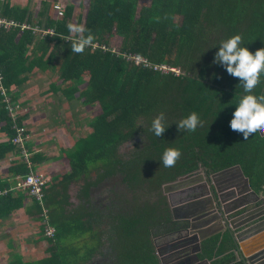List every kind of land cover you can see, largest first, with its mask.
<instances>
[{
  "label": "trees",
  "instance_id": "trees-1",
  "mask_svg": "<svg viewBox=\"0 0 264 264\" xmlns=\"http://www.w3.org/2000/svg\"><path fill=\"white\" fill-rule=\"evenodd\" d=\"M84 3L86 15L83 22L76 23L86 29L83 33L70 32L67 27L73 24L72 6H66L59 16L47 14L43 23L37 21V26L52 29V35L37 37L30 30L21 32L19 28L0 31V72L7 90L20 85L27 73L39 68L51 71L65 84L74 85L72 89H64L67 98L99 106V113L90 124V134L80 138L66 157L71 172L55 183L59 185L62 181L65 186L70 180L85 177L88 181L85 190L91 184L90 173L95 172L97 180L122 176L130 192L145 189L156 192L164 184L200 173L202 168L215 173L240 165L251 189L264 197V136H254L242 143L241 137L232 134L229 121L243 82L228 74L222 65L213 63L220 42L236 34L241 35L243 45L253 55L264 51V0H85ZM0 15L35 25L27 7H13L9 0L0 3ZM89 35L91 43L83 52L71 51L74 42ZM114 36L121 39L120 47L115 52L104 50L102 46L107 47ZM93 44L97 47L93 48ZM118 52L139 54L151 67L135 65ZM161 66L179 72H164L159 69ZM83 78L87 79L86 87L80 90L78 84ZM255 95L264 98V81ZM192 112L197 113L203 126L195 131L179 130L176 124ZM161 113L169 127L156 137L151 123ZM0 120L4 121L3 132L11 139L14 135L11 117L1 96ZM166 148L181 151L172 167H164L161 162ZM136 160L150 170L139 167L133 172ZM117 164L120 166L114 171ZM37 207L41 213L38 203ZM139 207L147 219L144 226L149 243V230L169 217L164 196L140 203L121 195L107 210L111 217L115 216V223L122 215H127L128 221H136L135 210ZM47 210L56 235L55 240L48 239L52 253L45 264H73L75 257L71 254L67 258L65 249L77 226L73 225V218L68 223L62 221L74 212L56 221L50 214L52 210ZM75 210L83 212L80 218L86 216L85 211L90 213L84 206ZM93 214L90 213V221L99 222L101 219L92 218ZM135 223L129 225L128 231L137 230ZM202 252L201 257L211 264H245L236 259L235 244L226 231L205 240ZM149 254L147 248L143 259ZM151 258L153 262L154 253Z\"/></svg>",
  "mask_w": 264,
  "mask_h": 264
},
{
  "label": "crops",
  "instance_id": "crops-1",
  "mask_svg": "<svg viewBox=\"0 0 264 264\" xmlns=\"http://www.w3.org/2000/svg\"><path fill=\"white\" fill-rule=\"evenodd\" d=\"M26 7L27 5L20 6V8ZM25 76L26 80L18 86H11L7 90L3 85L12 102L18 105L16 110L19 114L18 121L22 123L26 132L22 144H15L12 141L15 132L10 139L2 130L4 121L0 120V192H5L0 193V264H45V261L51 258L49 240L43 236L42 232V207L38 204L41 207V213H39L35 200L20 187L22 178L29 172L42 174L47 179L44 207L46 210L47 208L52 210L50 214L52 212L51 216L54 220L60 221L64 215L71 214L70 212H74L78 207L84 206L85 209L90 210L91 214L100 213L101 216H105L100 220L103 223H98L105 232L109 233L111 224L117 226L113 222L115 216L111 217L109 211L106 212L111 217L110 221L108 215L102 212L111 205L107 204L110 192H112L110 187L108 190L110 177L97 180L95 172H91L89 179L91 184L86 186L85 190L83 187L88 182L85 181V177L70 180L64 183L65 186L61 184L62 181L59 185L55 183L60 180V177L71 172L66 158L67 149L73 144L71 137L76 139L74 141L76 143L80 138L75 136L84 134L81 128H91V121L86 122V125L80 123L82 126L80 125L79 130L66 126V123L62 122L64 121L62 115H66L64 112L71 105L74 111L79 110H75L78 100L69 99L63 93L65 86H70L69 88L72 89L74 85L65 84L51 71H43L39 68L33 69ZM65 106L68 108L64 109ZM59 118V124L63 126V129L59 128V124L57 125ZM69 118L72 122L79 123L77 112L71 114ZM58 131H62L61 135L57 133ZM49 138L51 140L47 143L46 140ZM59 148L66 149L67 153L61 156ZM116 195L121 196L120 193ZM122 195L126 196L125 193ZM175 198L176 196L172 197V199ZM116 221H119L118 218ZM158 226L155 227L156 230L154 227L149 230L148 244L151 255L140 259L145 260L143 264H150L152 261L151 257L154 253L152 235L160 231ZM105 237L108 236L103 233L101 242L95 237L97 242L102 243L103 246L97 254L85 259L83 264H103L107 259ZM74 243L72 236L69 235L66 246L74 245ZM234 255L238 257L236 250ZM209 262L211 264V261Z\"/></svg>",
  "mask_w": 264,
  "mask_h": 264
},
{
  "label": "water",
  "instance_id": "water-1",
  "mask_svg": "<svg viewBox=\"0 0 264 264\" xmlns=\"http://www.w3.org/2000/svg\"><path fill=\"white\" fill-rule=\"evenodd\" d=\"M162 192L169 217L152 236L150 264H210L201 257L202 243L224 231L235 244L237 259L264 264V197L251 189L240 165L215 173L202 168L200 173L164 184ZM172 193L190 195L171 201Z\"/></svg>",
  "mask_w": 264,
  "mask_h": 264
},
{
  "label": "rangeland",
  "instance_id": "rangeland-1",
  "mask_svg": "<svg viewBox=\"0 0 264 264\" xmlns=\"http://www.w3.org/2000/svg\"><path fill=\"white\" fill-rule=\"evenodd\" d=\"M9 2L13 7H20V6L24 7L27 5V9L29 10L31 14V20L36 25H37V21H40L43 23L45 20V17L49 13L50 15L55 14V16H59V13H62L66 6H72L74 8L72 23L73 25H76L78 21L83 22L84 17L86 15V9H87L86 5L84 6L85 0H9ZM39 14H42V16H39ZM109 42L110 43L107 47L104 46L105 47L104 50L110 49V50L116 51L117 48L120 47L121 39L117 36H114ZM82 81L83 82L78 84V88L80 90H83L86 87L87 79L83 78ZM69 87L70 86H65L66 89H70ZM77 100H78L76 103L77 108L75 107V110L76 109H79V110L74 111L73 109L74 107L73 105H71L69 109H66V112H64L66 115H62L63 120H64L62 122L64 124L66 123V126H69L71 128H77L79 130V127L81 125L80 123H82L83 125H86L87 124L86 122L88 121L92 122L94 117L99 113L100 109L97 104L85 105L84 103H82L81 99L80 100L77 99ZM65 108H68V106H65L64 109ZM76 112L79 117L78 119L79 123L72 122L71 118H69L71 114L76 113ZM83 118L84 120L82 121ZM59 123H60V118L57 122V125ZM59 128L63 129V126L59 124ZM81 131L84 134H81L75 137L83 138L87 136L88 135L87 133L91 132V128L89 127V129L88 128L86 129V127H83L81 128ZM25 132H26V129H25ZM57 133L61 135L62 131H58ZM71 139L73 141V144H71L69 148L67 149L68 154L71 153L75 149L74 144L76 143H74V141L76 139H74L73 136L71 137ZM50 140L51 138L47 139L46 140L47 143ZM67 150L64 148L63 149L59 148V152L61 153V156L67 153ZM121 151H124V148H122ZM125 151H127L128 153L129 150H125ZM119 166L120 164L115 165V168H113L114 171H117ZM139 167H145L146 171L150 170V168L146 167L143 162H139L138 160H136V164L132 166L133 172H135L136 169ZM137 191L138 190L133 191L135 193L134 195L131 196V198L127 194L126 195L129 199L133 200V202H138L137 200L139 199L138 198L139 195L137 194ZM150 192L151 191H148V193ZM160 195L162 194L159 193V196ZM87 210L90 211L89 209ZM140 210L143 211L141 207L135 210V213L137 212V215L135 216L136 221L126 220L127 215L119 216L120 218L119 221L115 222L117 226H114L113 224H111L109 233L108 231L105 232V230L98 224V223H101V221L99 222L90 221L91 216H90V213H88L87 211H85L84 213L86 214V216L84 215V217L80 218V216L83 215V212L80 210H74V213L72 216L70 215L66 219L64 218V220L62 221L63 223L64 222L68 223L71 220L70 218H73V221H74L73 225L77 226L76 230L74 231V236L72 237L75 243L74 245H68V247L65 249L66 250L65 255L67 256V258L68 256H71V254L72 256L75 257L73 264L85 263V259H88L89 256L97 254L99 252L100 247L103 246L102 243L97 242V239L95 238L97 237L98 239H100V242H101L102 232H103L104 235L109 237V239L108 237H105L107 240L106 241V244H107V250H106L107 257L106 258L107 259L103 262V264H137V263L143 264L145 263V260L141 261L140 259L145 257L146 249L149 248L147 234H146V230L144 226L147 219L144 215L145 212H139ZM128 215H131V214H128ZM108 217H109V220L111 221V217L109 215ZM92 218L102 220L105 218V216H101L100 213L99 214L94 213ZM134 222H136L134 225V228H136L137 230L128 231L129 225ZM105 229L107 230V228ZM49 264H52V263H49ZM62 264H66V263L62 262Z\"/></svg>",
  "mask_w": 264,
  "mask_h": 264
},
{
  "label": "clouds",
  "instance_id": "clouds-1",
  "mask_svg": "<svg viewBox=\"0 0 264 264\" xmlns=\"http://www.w3.org/2000/svg\"><path fill=\"white\" fill-rule=\"evenodd\" d=\"M67 27L70 32L77 34L86 31L82 25L68 24ZM91 40V35L79 38L73 43L71 51L83 52ZM213 63L222 65L228 74L243 82L242 92L229 121L232 134L241 137L242 143H247L251 137L264 134V98H257L255 95L264 81V51L253 55L243 45L241 35L236 34L220 42ZM176 125L179 130L195 131L203 126V121L197 113L192 112ZM168 127L163 113L152 120L151 131L156 137H160ZM180 156L179 148H166L161 162L164 167H172Z\"/></svg>",
  "mask_w": 264,
  "mask_h": 264
},
{
  "label": "built area",
  "instance_id": "built-area-1",
  "mask_svg": "<svg viewBox=\"0 0 264 264\" xmlns=\"http://www.w3.org/2000/svg\"><path fill=\"white\" fill-rule=\"evenodd\" d=\"M0 2H3V0H0ZM12 28H19V30L22 32L24 30H30L31 33L37 37H43L47 34L52 35L53 30L52 29H44L39 26L35 25H29L27 22L18 23L12 19L5 18L0 15V31H9ZM97 44H93V48H96ZM103 49H105L104 46H102ZM112 52H115L114 50H111ZM119 53V52H118ZM121 54L127 61H131L135 65H143L144 67L150 68L151 64L148 63V61L142 57L139 54L136 53H119ZM154 69H157V66H153ZM159 69H161L164 72L173 71L176 74H178V70L174 68H168L161 66ZM0 96L2 97V102L5 104V109L8 111L11 117V122L13 125V130L15 132V136L13 137V143L15 144H22L23 140L25 139V129L24 127L19 123L18 116L19 114L16 112L18 109L15 105L9 95L7 94L6 88L3 86V75L0 72ZM47 185V179L44 175L36 173V172H29L26 174L20 183V187L28 192V194L35 200L36 203H38L42 208V214H41V226H42V232L43 236L47 239L55 240L56 235V229L50 224L47 210L44 207V200H45V187ZM5 193V192H0Z\"/></svg>",
  "mask_w": 264,
  "mask_h": 264
},
{
  "label": "flooded vegetation",
  "instance_id": "flooded-vegetation-1",
  "mask_svg": "<svg viewBox=\"0 0 264 264\" xmlns=\"http://www.w3.org/2000/svg\"><path fill=\"white\" fill-rule=\"evenodd\" d=\"M111 182H109L108 184V190H109V187L112 188L110 192V197L107 201V204H112V203H115L116 202V194L117 193H120L122 195V193H125V195L127 194L130 198L131 196L134 194L133 192H130V190L127 188L126 184L123 182V177L120 176V175H115V176H112L110 177L109 179ZM113 180H116L118 182H112ZM103 187V186H102ZM116 192V193H115ZM158 193H161L162 196H164L166 198V196L163 194L162 192V188L159 190V191H151L150 193H148V191L145 189V190H138L137 191V194L139 195L138 196V201L140 202H144L146 200H150L151 202H154L158 199V197L156 195H158ZM126 195V196H127ZM190 195V193H184V194H178V193H172L170 195V200L171 201H178V200H182L183 198H186ZM174 196H176L175 199H172V197L174 198ZM157 197V198H156ZM166 201H167V198H166ZM94 202H97V201H94ZM103 213H106L108 212V210H102ZM167 221L161 223L158 227L160 228V231L162 230V224H166ZM157 228H155L156 230ZM160 231H156V233L152 236H155L157 235ZM155 232V231H154Z\"/></svg>",
  "mask_w": 264,
  "mask_h": 264
}]
</instances>
